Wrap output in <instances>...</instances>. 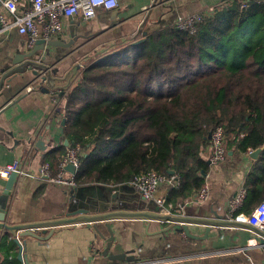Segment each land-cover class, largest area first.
Segmentation results:
<instances>
[{
    "label": "trees",
    "instance_id": "obj_1",
    "mask_svg": "<svg viewBox=\"0 0 264 264\" xmlns=\"http://www.w3.org/2000/svg\"><path fill=\"white\" fill-rule=\"evenodd\" d=\"M244 1L223 3L194 31L168 27L92 61L64 94L69 145L46 155L53 175L77 145L75 187L130 184L150 172L177 175L167 200L176 214L205 187L209 135L222 128L228 154L261 149L234 214L250 215L264 200V0H246L242 8Z\"/></svg>",
    "mask_w": 264,
    "mask_h": 264
},
{
    "label": "crops",
    "instance_id": "obj_2",
    "mask_svg": "<svg viewBox=\"0 0 264 264\" xmlns=\"http://www.w3.org/2000/svg\"><path fill=\"white\" fill-rule=\"evenodd\" d=\"M223 1L118 0L116 9H100L92 20L85 21L81 17L64 20L65 31L51 41H62L65 44L73 42V45L68 48L46 47L48 55L46 51L41 52L40 56L46 58L42 60L40 57L38 60L56 72L53 77L58 84L86 56L100 47L136 34L145 21L144 31L151 34L175 27L180 17L197 13L209 15ZM28 6L29 0H18L20 10ZM0 10L6 18H10V13L3 4L0 5ZM113 23V28L109 29ZM105 29L108 30L104 31ZM96 34L99 35L94 37ZM26 49L29 50L27 37L20 35L17 29L0 32V75L8 67H12L18 53ZM35 59L37 60V56ZM46 83L48 84L27 69L11 76V82H6L0 92V166L22 160L23 165L34 176L18 177L10 193L7 210L9 225L57 221L65 218L68 211L69 206L65 209V204L70 202L73 189L38 178L41 166L46 163V155L66 146L67 140L62 131L60 105L68 90L60 93ZM29 86H33L30 92L27 90ZM253 161L248 154L229 152L225 161L210 165L205 184L208 188L207 198L196 201L194 197H189L181 204L184 216L213 219L216 212L220 217L229 215L230 220L238 222V225L214 228L207 238L197 240L176 229L156 234L168 226L165 223L153 221L147 229V219H115L112 221L115 237L112 251H134L131 254L135 255L138 259L136 263L140 264L152 260H165L166 264H264V250L257 244L258 236L247 221L248 215L232 217L227 211L230 201L245 186ZM7 181V177L0 178V195ZM174 188L167 182L161 184L149 202L144 201L138 192L137 196L132 191H116L113 185L76 187L74 194L79 197L83 206L112 202L123 208H119L120 211L157 213V201L164 198L168 200ZM189 227L192 235L205 237L206 226L196 224ZM36 232L42 237L49 233H43V229ZM1 233L0 264L4 262V258L7 259L6 264H25V260L19 259L21 252L28 264H115L103 256L106 242L97 235L93 224L61 226L46 241L33 237L24 238L20 241L22 251L14 241L18 237L15 238V235L8 232L6 235ZM103 233L109 237L106 229H103Z\"/></svg>",
    "mask_w": 264,
    "mask_h": 264
},
{
    "label": "water",
    "instance_id": "obj_3",
    "mask_svg": "<svg viewBox=\"0 0 264 264\" xmlns=\"http://www.w3.org/2000/svg\"><path fill=\"white\" fill-rule=\"evenodd\" d=\"M146 25V21L142 24V26L139 28L138 32L130 37H125L119 41H116L114 43L108 44L106 47H100V49H96L91 54L86 56L82 61H80L73 69L64 77V79H61V83H56L55 77L53 75L56 74V72L52 69H50L49 66L45 64H41V62L38 60L40 57L42 60H44L46 57L40 56L41 52H45L48 55V51L45 50L46 47L49 48V46H65L66 48L73 45V42L69 44H65L62 41H45L44 39H40L37 41L35 47L31 50H24L22 52H19L16 57V59L12 62V67H8L6 71H2V74L0 75V92L4 88L5 83L11 82V76H14L17 73L25 72V70L30 69L33 71V73L36 75L38 79H41L44 83L48 82L47 85L51 86L54 91H67L68 93L73 90V88L78 84L82 72L92 63L101 61L105 59L107 56L115 55L120 49L125 48L128 45L131 44H137L139 42H142L145 40L146 36H148V32L144 31V27ZM114 23L110 25V28H113ZM108 29H105L106 31ZM102 31V32H104ZM99 34L94 35L97 36ZM37 56V60L35 59ZM55 79V81H54ZM1 109V108H0ZM66 120H62V131L65 126ZM212 138V134L209 135V139ZM39 144V143H38ZM66 146L69 145V141L66 140ZM261 152V149H258L256 151H253L250 156L253 160H256ZM210 163V162H209ZM67 170L70 173H76V168L73 165H69L67 167ZM171 174H174L173 172ZM17 173H11L8 177L7 184L5 186L4 191L0 195V237L1 232L6 233H12L15 235V238L18 237V239H15V243L20 247L21 251L23 249L22 245L20 244V241L27 237H33L35 239H38L40 241L42 240H49L54 232L57 230V228H60L61 226L65 225H74V224H82V223H88L93 224V228L96 231L97 235L105 240L106 247L103 250V256L108 257L109 260L113 262H119V263H134L138 261V259L135 257L134 251L125 252V253H115L112 251V246L114 244V232L112 228V221L115 219H121V218H140V219H147L149 221L148 228L150 227V223L153 221L161 222L168 224L167 227L162 228L161 230L157 231L156 234H162L166 233L172 229H176L180 232H184L189 238L191 239H201V238H207L209 232H211L214 228H220L224 226H236L239 223L234 222L233 220H230L229 215L225 216H218L216 212L215 218L213 219H197V218H190L188 216H184L182 213H178L175 215L169 214L165 215L159 212V210H150L157 213H148V212H129V211H120L117 205L112 204V202L108 203H93L92 206H83L80 203L79 197L74 194L75 189L71 192V198L70 202L65 204V209L68 207V211L65 214V218H61L57 221H51V222H44V223H35V224H29V225H9L7 223V210L9 207L10 202V193L14 188V185L18 179ZM102 186V185H98ZM114 190H125V191H132L136 193L135 189L130 184H123L114 186ZM114 195L116 198L117 193ZM138 196V194L136 193ZM145 203V202H144ZM123 209V208H121ZM229 211V209L227 210ZM204 225L206 226V235L205 237H197L192 235L190 225ZM51 228V229H50ZM251 228L255 231V233L262 237V242H264V232L259 231L258 229L251 226ZM45 230L43 233H47L49 231L48 235L46 237H42L40 235L39 230ZM103 229H106L109 233V237H106L103 233ZM19 259L21 261L25 260V264H28L26 261V258L23 257L22 252L20 253ZM1 262V257H0Z\"/></svg>",
    "mask_w": 264,
    "mask_h": 264
},
{
    "label": "built area",
    "instance_id": "obj_4",
    "mask_svg": "<svg viewBox=\"0 0 264 264\" xmlns=\"http://www.w3.org/2000/svg\"><path fill=\"white\" fill-rule=\"evenodd\" d=\"M234 0H224L223 3ZM246 1V0H245ZM245 1L242 8L246 6ZM10 13V18H6L0 10V32L17 29L20 35L27 37V48L33 49L38 40L44 39L51 41L53 37L61 36L65 31L64 20L74 17H81L85 21L94 19L97 11L102 9L106 11L114 10L118 7V0H29V6L20 10L18 0H0L2 5ZM202 13L190 16L180 17L175 24L179 30L194 31L195 25L204 20ZM41 80V79H40ZM42 81V80H41ZM33 86L27 88L32 91ZM62 93V92H60ZM61 106V105H60ZM212 154L211 164H218L226 160L228 152L225 147V133L222 128H218L212 134ZM81 148L79 145L68 150L67 155L62 159L59 165V171L53 175L49 163H43L39 170L38 178L40 180L75 188V173L67 170L69 165H73L76 171L79 168V157ZM252 153L250 151L249 155ZM17 173L21 177H34L33 174L23 165L22 160H16L12 164L1 167L0 178L9 177L11 173ZM169 183L177 187L179 184L178 176L167 177L157 172H150L136 177L130 185L139 193L141 198L149 202L154 198L158 187L163 183ZM208 196V188L205 186L194 197L196 201H204ZM247 190L242 187L237 195L230 201L229 213L233 217L240 210L246 200ZM159 212L165 215H175L173 205L168 203L167 199L157 201ZM183 207L179 205L175 212L181 213ZM248 223L259 231L264 232V200L256 206L250 215L247 216ZM258 236V246L264 250L262 237ZM165 260H152L142 262V264H166ZM116 264H140V263H116Z\"/></svg>",
    "mask_w": 264,
    "mask_h": 264
},
{
    "label": "rangeland",
    "instance_id": "obj_5",
    "mask_svg": "<svg viewBox=\"0 0 264 264\" xmlns=\"http://www.w3.org/2000/svg\"><path fill=\"white\" fill-rule=\"evenodd\" d=\"M76 188V187H75ZM74 189V188H73Z\"/></svg>",
    "mask_w": 264,
    "mask_h": 264
}]
</instances>
